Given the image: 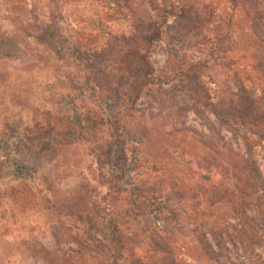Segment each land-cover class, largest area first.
<instances>
[{
  "label": "rangeland",
  "instance_id": "obj_1",
  "mask_svg": "<svg viewBox=\"0 0 264 264\" xmlns=\"http://www.w3.org/2000/svg\"><path fill=\"white\" fill-rule=\"evenodd\" d=\"M184 1L217 7L213 25L223 30L230 21L226 0ZM143 2L0 0V39L13 45L0 48V264H61L63 253L67 264L89 262L73 251L85 246L84 221L98 217L117 153L108 124L113 99L106 101L107 92L87 81L82 58L89 59L111 35L129 34L134 12L146 9ZM234 19L235 45L226 42L251 74L246 21L239 14ZM46 24L60 50L44 43ZM154 59L162 70L166 55L158 51ZM225 73L221 66L210 70L220 81ZM139 103L122 121L133 168L120 182L113 213L131 238L130 249L145 261L152 259L154 240L167 237L166 249L172 247L181 264H213L191 245L199 221L187 214L202 200L196 186L221 178L203 164V136L192 131L206 128L192 112L177 116L167 98L158 102L148 93ZM257 158L264 171L262 147ZM20 159L27 169L15 162Z\"/></svg>",
  "mask_w": 264,
  "mask_h": 264
},
{
  "label": "trees",
  "instance_id": "obj_2",
  "mask_svg": "<svg viewBox=\"0 0 264 264\" xmlns=\"http://www.w3.org/2000/svg\"><path fill=\"white\" fill-rule=\"evenodd\" d=\"M143 1L146 9L143 14L134 12L129 34L111 35L105 46L89 53V59L82 58L87 81L107 92L106 101L113 99L108 124L117 159L112 181L97 204L98 217L84 221L85 246L73 253L88 256L86 264H181L174 249H166L167 237L154 240L152 259L145 261L134 253L128 245L131 238L113 213L122 192L120 182L133 168L122 121L150 93L158 102L171 101L177 116L192 112L201 120L206 129L192 131L203 136V164L221 176L194 190L202 200L187 211L199 221L191 245L208 263L264 264V171L257 158V148L264 149V0H226L231 11L229 23L220 13L224 30L213 25L219 11L210 2ZM238 14L251 39V74L239 66L241 58L233 57L227 44ZM51 28L46 24L42 29L44 43L60 50L61 42ZM0 48L12 50L13 45L0 39ZM158 51L166 55L162 70L154 59ZM217 66L227 72L221 81L210 75ZM16 161L28 168L23 159ZM203 178L210 181L212 176ZM65 254L61 264L69 262Z\"/></svg>",
  "mask_w": 264,
  "mask_h": 264
}]
</instances>
